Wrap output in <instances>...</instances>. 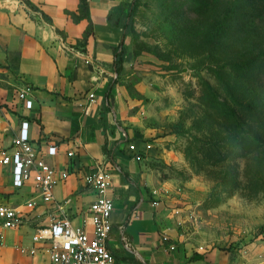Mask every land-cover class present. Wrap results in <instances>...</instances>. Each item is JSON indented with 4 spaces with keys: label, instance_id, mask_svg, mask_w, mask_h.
I'll return each mask as SVG.
<instances>
[{
    "label": "rangeland",
    "instance_id": "obj_1",
    "mask_svg": "<svg viewBox=\"0 0 264 264\" xmlns=\"http://www.w3.org/2000/svg\"><path fill=\"white\" fill-rule=\"evenodd\" d=\"M112 22L124 60L116 145L143 162L178 264H264V0H137ZM27 89L17 59L0 63V149ZM26 198L0 178V199ZM24 231L0 264L32 244Z\"/></svg>",
    "mask_w": 264,
    "mask_h": 264
},
{
    "label": "crops",
    "instance_id": "obj_2",
    "mask_svg": "<svg viewBox=\"0 0 264 264\" xmlns=\"http://www.w3.org/2000/svg\"><path fill=\"white\" fill-rule=\"evenodd\" d=\"M131 3L0 0V63L17 59L19 75L34 101L33 109L24 108L31 134L37 143L59 145L61 153L49 161L71 173L54 190L57 204L39 209L33 222L47 223L65 211L76 225L92 232L87 211L97 195L84 176L103 164L112 175L113 230L107 245L116 264H178L177 247L170 249L176 241L167 234L161 204L149 199L143 188V162L116 145L122 108L109 85L116 76L113 49L122 30L112 20ZM90 93L96 96L92 104ZM24 230L30 231L31 239V228L19 231L20 236L8 231L13 243L0 248L1 257L6 258L7 249H17ZM19 253L16 264H51L45 253Z\"/></svg>",
    "mask_w": 264,
    "mask_h": 264
},
{
    "label": "built area",
    "instance_id": "obj_3",
    "mask_svg": "<svg viewBox=\"0 0 264 264\" xmlns=\"http://www.w3.org/2000/svg\"><path fill=\"white\" fill-rule=\"evenodd\" d=\"M30 94L29 87L26 93L21 94L26 110L34 108ZM89 99L92 104L96 99L95 94L90 93ZM60 153L59 145L40 144L34 140L26 117L21 121L10 146L0 149V178L5 179L16 193L27 191V198L18 206L0 199V248L5 244L8 231L31 228L32 246L20 247L21 254L35 256L45 253L51 264H116L107 245L113 230L112 175L103 164H97L84 176L86 185L97 195L87 211V223L91 225L92 232L87 230L86 225H76L65 211L47 223L33 222L34 214L39 209L57 204L54 190L70 177L69 170L49 161V158L57 157ZM170 249L176 250V245H171Z\"/></svg>",
    "mask_w": 264,
    "mask_h": 264
},
{
    "label": "trees",
    "instance_id": "obj_4",
    "mask_svg": "<svg viewBox=\"0 0 264 264\" xmlns=\"http://www.w3.org/2000/svg\"><path fill=\"white\" fill-rule=\"evenodd\" d=\"M136 3H137V0H132V3L130 4V6H132V8H133L136 5ZM82 6H83V8H85L84 4H82ZM85 11H86V8H85ZM130 16H131V14H130ZM123 64H124L123 56H122V54L118 53V49H116L115 50V59H114V70H115V73L117 74V76H120L122 74ZM115 84H116V80L113 79L109 85L110 94H111L112 89H114ZM110 94H109V96H110ZM108 154H109V156H112L113 151L112 150L108 151ZM124 176L126 177V179L128 181H130L127 174H125Z\"/></svg>",
    "mask_w": 264,
    "mask_h": 264
}]
</instances>
